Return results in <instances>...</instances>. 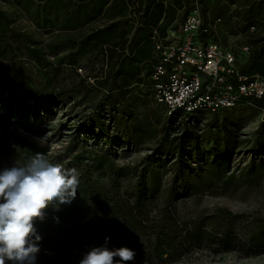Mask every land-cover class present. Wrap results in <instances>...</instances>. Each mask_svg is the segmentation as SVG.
<instances>
[{
    "label": "trees",
    "instance_id": "16d2710c",
    "mask_svg": "<svg viewBox=\"0 0 264 264\" xmlns=\"http://www.w3.org/2000/svg\"><path fill=\"white\" fill-rule=\"evenodd\" d=\"M220 1L222 0H199L205 19L211 13L206 11L207 3L215 5ZM0 2L15 7L37 32L46 35H53L55 32L67 34L59 43H43L32 33L20 29L13 14L0 7V97L7 95L0 100H5L10 105L24 106L37 117L40 111H52L54 107H61L63 103L61 85L55 78L57 69L67 67L76 71L84 66L82 61L88 60L89 57L97 59L100 57L101 62L108 67L111 66L106 81L99 83L101 87L110 82V91L123 93L130 87L139 89L145 87L153 96L152 76L158 63L151 39L153 30L164 18L163 24L158 28L164 35L167 27L175 20V12L188 0H170L171 5L167 7L164 6L163 0H0ZM134 8L139 12L137 18L136 16L132 18L136 11ZM169 11L173 12L172 16L168 15ZM101 18L107 21L105 25L91 27ZM215 19L218 18L212 20ZM72 34L80 35L74 37ZM201 39L218 42L214 35H202ZM244 46H248L250 51L248 54L243 53L245 55L243 63L238 62L233 51L239 73L264 78V38L255 39L251 44ZM50 57H53V60H50ZM25 61L38 69V78L27 77L20 72L19 67ZM53 95L58 97L52 102ZM244 100H251L255 106L264 108V97L241 101ZM29 102H33L32 105ZM8 107L5 106L6 109ZM224 110L227 109L218 112ZM178 114L185 116L181 112L173 115ZM185 117L190 119L181 123L187 125L180 129L181 135L170 137L174 131L173 122L167 123L171 127L165 128L163 134L165 141H183L179 144V152L176 154L179 163L186 162L190 155H203L199 143L190 145L195 137L196 127H188L191 120L198 126L200 119H195L198 116ZM88 131L85 132L89 133ZM218 133L227 135L229 141L234 139L232 131L227 127ZM10 145L23 149L27 157H32L36 153L47 155L46 148L27 142L22 137H16ZM208 156L212 161L218 160L220 167H227L226 154L218 157L209 152ZM150 158L151 155L145 158L140 165L141 169H118L114 163H109L108 169H103L105 161L100 160L98 167L89 169L88 172L107 173L110 176L109 180L92 179L86 174L80 175L75 199L70 204L60 205L58 210L50 207L46 210L43 221L34 222L37 234L47 247L54 248L56 245L60 247L56 260L80 262L93 247L105 246L106 237L110 238L107 241L109 249L128 247L135 251L134 261L128 262L131 264L173 262L194 248H201L204 243L218 244L228 250L230 244L237 242L245 255L264 254V221L239 240L236 233L216 232L214 218L196 217L185 220L175 208L169 209L168 204L152 215L157 189L156 169ZM215 170L216 175L213 174L208 181L209 187L220 172L226 176L225 183L235 175L230 169ZM196 171L197 169H176L177 182L184 184L188 177H200L201 174ZM188 187L192 189L191 186ZM258 249L262 251H257Z\"/></svg>",
    "mask_w": 264,
    "mask_h": 264
},
{
    "label": "rangeland",
    "instance_id": "374dc122",
    "mask_svg": "<svg viewBox=\"0 0 264 264\" xmlns=\"http://www.w3.org/2000/svg\"><path fill=\"white\" fill-rule=\"evenodd\" d=\"M191 2L188 0L180 12H175V20L180 21L191 11ZM0 7L13 14L20 29L43 43H59L66 38L64 33L37 32L15 7L3 2ZM134 9L132 18H137L139 12ZM206 11H211L208 14L211 19L221 20L214 37L223 48L235 51L239 63L245 61L242 47L264 38V0H222L215 5L207 3ZM168 15L172 16L173 12L169 11ZM106 22L101 18L91 27H102ZM99 59H84V66L76 71L67 67L57 69L55 78L61 85L63 103L52 111H40L35 117L24 106L0 100V171L31 158L20 147L10 145L16 137L46 148V156L52 163L76 169L78 177L86 174L106 181L110 178L107 173L88 172L96 169L100 160L105 161L103 169H108L109 163L118 169H141L140 165L151 155L157 189L152 215L168 204L169 209L175 208L185 220L214 218L216 232L236 233L239 240L264 221V108L244 100L214 115L198 116L195 118L200 119L198 126L191 120L188 127L196 130L190 145L199 143L203 155H190L186 162L179 163L176 154L183 141L163 140L164 129L171 127L168 122H173L170 137L181 135L180 129L187 126L181 123L190 118L180 114L169 116L165 106L157 103L145 87H130L124 93L110 91V82L101 87L99 83L106 81L111 66ZM19 69L24 76L38 78V69L28 61ZM57 97L53 95L51 101ZM224 127L232 131L233 140L218 133ZM209 152L218 157L226 154L227 167H220L218 160L212 161ZM176 169H197L201 175L188 177L187 182L179 184ZM215 169H230L235 175L225 183L226 176L220 172L209 187ZM38 246L49 254L38 253L35 264H79L68 259L56 260L58 245L47 247L41 239ZM148 264H264V254L245 255L237 242L230 244L228 250L218 244L204 243L176 261Z\"/></svg>",
    "mask_w": 264,
    "mask_h": 264
},
{
    "label": "built area",
    "instance_id": "2783aa9c",
    "mask_svg": "<svg viewBox=\"0 0 264 264\" xmlns=\"http://www.w3.org/2000/svg\"><path fill=\"white\" fill-rule=\"evenodd\" d=\"M163 4L167 7L171 2L163 0ZM191 4V11L182 20H174L164 35L158 29L164 18L153 30L158 60L152 76L155 101L165 106L169 116L181 112L197 117L234 108L242 99L263 98L264 78L240 74L232 49L201 39L202 35L215 36L221 20L205 19L199 0ZM249 51L248 46L242 47L243 53Z\"/></svg>",
    "mask_w": 264,
    "mask_h": 264
},
{
    "label": "clouds",
    "instance_id": "9594fccd",
    "mask_svg": "<svg viewBox=\"0 0 264 264\" xmlns=\"http://www.w3.org/2000/svg\"><path fill=\"white\" fill-rule=\"evenodd\" d=\"M78 183L76 169L54 164L43 153L0 171V264H35L41 237L34 222L43 221L50 207L58 210L60 205L70 204L76 197ZM109 239L105 238V246L93 247L79 264L134 261V250L109 249Z\"/></svg>",
    "mask_w": 264,
    "mask_h": 264
},
{
    "label": "crops",
    "instance_id": "0c3cea01",
    "mask_svg": "<svg viewBox=\"0 0 264 264\" xmlns=\"http://www.w3.org/2000/svg\"><path fill=\"white\" fill-rule=\"evenodd\" d=\"M177 12H178V10H177Z\"/></svg>",
    "mask_w": 264,
    "mask_h": 264
}]
</instances>
